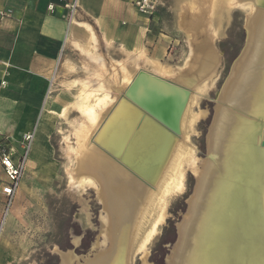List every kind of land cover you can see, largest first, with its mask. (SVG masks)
Returning <instances> with one entry per match:
<instances>
[{
	"label": "rangeland",
	"instance_id": "1",
	"mask_svg": "<svg viewBox=\"0 0 264 264\" xmlns=\"http://www.w3.org/2000/svg\"><path fill=\"white\" fill-rule=\"evenodd\" d=\"M164 4L150 19L152 72L131 73L126 56L117 52L112 56L111 50L97 46L93 53L75 55L65 66L63 60L60 62L49 95L53 105L41 107L36 127L30 132L34 139L28 162L9 211L0 194V264H64L61 252L73 256L72 264H85L107 252L110 242L101 232L106 211L98 198V184L77 172V184L71 185L70 173L74 176L83 152L78 151V135L84 131L86 141L96 140L100 118L109 107L119 104L136 77L172 79L189 65L194 48L214 35L213 45L221 58L218 69L192 90L181 117L176 154L186 143L189 150H183L182 157L190 161L185 160L175 188L177 178L169 177L167 169L140 215L132 243L130 264H169L167 259L172 257L178 239L177 227L188 212L196 172L208 157L207 135L217 95L246 46L247 21L256 9L250 0H165ZM106 95L113 100L105 106L101 102ZM90 107L95 108L96 121L86 115ZM107 118L108 114L103 122ZM41 125L44 129L39 131ZM22 137L5 140L16 148L17 155L23 150ZM69 143L75 151L71 156ZM0 176H4L3 169ZM168 187L172 189L166 193Z\"/></svg>",
	"mask_w": 264,
	"mask_h": 264
},
{
	"label": "bare ground",
	"instance_id": "2",
	"mask_svg": "<svg viewBox=\"0 0 264 264\" xmlns=\"http://www.w3.org/2000/svg\"><path fill=\"white\" fill-rule=\"evenodd\" d=\"M250 2L256 13L247 21V43L217 95L208 157L196 172L169 264H264V0ZM214 38L203 39L189 65L172 79L136 77L119 104L104 110L96 140L86 141L84 131L78 135V151L83 152L74 176L70 173L71 185L77 184L78 173L96 181L106 211L101 232L110 242L107 252L85 264H130L140 215L167 169L177 187L188 160L183 150H189L185 143L176 154L181 117L192 90L218 69ZM160 81L170 83L169 90ZM105 97L101 104L106 106L113 98ZM85 111L96 121L94 107ZM68 148V155H74L70 143ZM72 259L61 252L64 264Z\"/></svg>",
	"mask_w": 264,
	"mask_h": 264
},
{
	"label": "crops",
	"instance_id": "3",
	"mask_svg": "<svg viewBox=\"0 0 264 264\" xmlns=\"http://www.w3.org/2000/svg\"><path fill=\"white\" fill-rule=\"evenodd\" d=\"M75 1L79 10L70 23L58 0H0V142L32 132L41 107L53 105L49 95L62 60L65 66L97 46L126 56L131 73L152 72L150 19L133 0H66Z\"/></svg>",
	"mask_w": 264,
	"mask_h": 264
},
{
	"label": "built area",
	"instance_id": "4",
	"mask_svg": "<svg viewBox=\"0 0 264 264\" xmlns=\"http://www.w3.org/2000/svg\"><path fill=\"white\" fill-rule=\"evenodd\" d=\"M64 2V7L68 10V21L72 23L78 14V2ZM164 0H133L137 11L144 17L151 19L158 15ZM56 5L51 3L49 10L54 11ZM34 139L33 133H25L22 137V152L17 155L16 148L7 141L0 142V165L4 176L0 177V194L5 198L7 211L12 207L16 194L20 188L21 181L25 172L26 164L30 153V148Z\"/></svg>",
	"mask_w": 264,
	"mask_h": 264
},
{
	"label": "water",
	"instance_id": "5",
	"mask_svg": "<svg viewBox=\"0 0 264 264\" xmlns=\"http://www.w3.org/2000/svg\"><path fill=\"white\" fill-rule=\"evenodd\" d=\"M161 83H162V87L161 88H163V89H165L166 87H168V88H170L169 87V85H170V83H168V82H166V81H160ZM137 87V86H136ZM168 88H166V90H169Z\"/></svg>",
	"mask_w": 264,
	"mask_h": 264
}]
</instances>
